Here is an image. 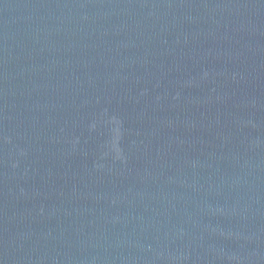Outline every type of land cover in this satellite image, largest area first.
Instances as JSON below:
<instances>
[{"label": "water", "instance_id": "1", "mask_svg": "<svg viewBox=\"0 0 264 264\" xmlns=\"http://www.w3.org/2000/svg\"><path fill=\"white\" fill-rule=\"evenodd\" d=\"M0 264H264V0H0Z\"/></svg>", "mask_w": 264, "mask_h": 264}]
</instances>
